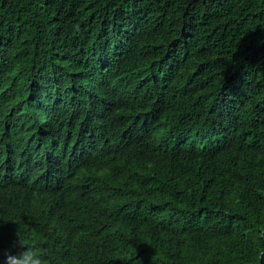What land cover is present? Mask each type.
<instances>
[{
  "label": "trees",
  "instance_id": "16d2710c",
  "mask_svg": "<svg viewBox=\"0 0 264 264\" xmlns=\"http://www.w3.org/2000/svg\"><path fill=\"white\" fill-rule=\"evenodd\" d=\"M43 82L61 193L14 126ZM93 105L109 161L70 173ZM19 229L50 264H264V0H0V260Z\"/></svg>",
  "mask_w": 264,
  "mask_h": 264
},
{
  "label": "clouds",
  "instance_id": "9594fccd",
  "mask_svg": "<svg viewBox=\"0 0 264 264\" xmlns=\"http://www.w3.org/2000/svg\"><path fill=\"white\" fill-rule=\"evenodd\" d=\"M32 89L34 94L30 100L28 98L26 103H24V105L31 104L32 107L28 111L23 110L24 114L16 115L15 121H18L19 127L16 123H14V126L16 130L35 136V143L30 148V152L39 167L38 184L46 190L61 193L60 172L55 170L52 164L49 163L45 151V148L49 147V137L59 123L57 121L61 111V104H59L60 101L57 96L58 85L55 82L50 84L43 82ZM25 93H30V91L25 90ZM38 94L39 97L36 98ZM107 123V116H103L100 108L95 105L88 107L83 112L72 114L66 120V124L72 127L71 136L65 147V166L70 173L79 165H86L89 168H100L105 163H108L109 158L101 153L102 147L109 143V138L105 136ZM147 126L150 128V124ZM94 138H97L96 147L92 145ZM179 140L182 147L190 146V140L187 137ZM175 144L176 141L172 142L171 146ZM48 152L51 153V150ZM7 158L11 164H22L25 158V151L16 153V149H10L7 153ZM130 159L126 158L125 162L129 163ZM16 237L11 247L3 253V259L0 260V264H50L53 258L47 249H42L34 243L29 244L27 236L20 229L16 232ZM17 247L23 250L13 254V249Z\"/></svg>",
  "mask_w": 264,
  "mask_h": 264
},
{
  "label": "bare ground",
  "instance_id": "6f19581e",
  "mask_svg": "<svg viewBox=\"0 0 264 264\" xmlns=\"http://www.w3.org/2000/svg\"><path fill=\"white\" fill-rule=\"evenodd\" d=\"M46 99H47L48 101H50V99H49L48 97H46ZM42 101H43V99H42ZM48 155H49V152L46 151V156H48Z\"/></svg>",
  "mask_w": 264,
  "mask_h": 264
}]
</instances>
